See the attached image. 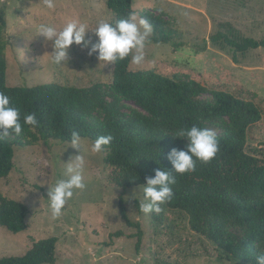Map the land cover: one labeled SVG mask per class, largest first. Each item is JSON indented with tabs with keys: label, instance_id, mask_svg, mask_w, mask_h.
<instances>
[{
	"label": "rangeland",
	"instance_id": "rangeland-1",
	"mask_svg": "<svg viewBox=\"0 0 264 264\" xmlns=\"http://www.w3.org/2000/svg\"><path fill=\"white\" fill-rule=\"evenodd\" d=\"M55 3L56 8L51 10L43 0H0V9L6 11L8 20V85H98L106 92L108 102L117 100L120 110L130 113L136 104L111 87L113 63L105 64L97 54H87L98 42L95 27L112 19L107 0ZM146 11L173 22L182 32L178 39L184 45L175 48L154 43L151 35L145 45V60L141 65L130 63L131 70H149L159 64L192 69L202 75L207 87L197 99L212 102V91L223 89L256 101L264 110V47L238 53L237 60L233 49L224 43L209 41L205 50L197 48L221 22L232 23L241 38H264V0H133L132 12L138 18ZM72 21L88 24L85 43L73 44L68 61L57 65L51 58L52 42L38 35V26L46 23L61 30ZM206 128L220 131L215 122L206 123ZM82 140L80 149L56 140L15 148V167L8 177L0 178V190L28 206V227L13 233L0 225V258L24 255L40 240L56 236L54 264H247L228 258L206 236L191 230L189 218L182 211L161 208L156 215L139 211L144 185L123 193L118 185L120 171L104 163L103 152H91L89 145L94 141ZM247 150L264 157V114L248 132ZM80 153L85 159L86 187L76 190L62 215L53 218L47 201L50 185L66 178L67 163ZM121 197L130 220L139 226L128 225L121 216ZM232 232L239 237L247 234L241 227Z\"/></svg>",
	"mask_w": 264,
	"mask_h": 264
},
{
	"label": "trees",
	"instance_id": "trees-1",
	"mask_svg": "<svg viewBox=\"0 0 264 264\" xmlns=\"http://www.w3.org/2000/svg\"><path fill=\"white\" fill-rule=\"evenodd\" d=\"M132 3L133 0H107L112 13L110 23L127 18ZM141 18L153 26L154 43L175 48L184 45L178 39L182 32L173 22L148 11L142 12ZM7 28L6 11L2 8L0 92L20 109L22 124L24 115L33 112L39 124L35 128L23 125L22 135L12 133L0 140V178L8 177L14 169L16 147L51 140L70 142L74 131L82 139L92 141L111 135L113 140L102 151L103 160L120 171L118 185L123 193L146 184L157 170L173 171V196L160 207L186 213L191 230L206 236L228 258L256 264V256L264 251V157L248 152L247 139L251 127L263 119L264 110L259 103L223 89L212 91V102L197 99L207 91L200 73L167 64L133 71L131 56L113 63L111 83L118 95L136 104L130 113H123L117 100L108 102L106 92L98 85L77 87L48 82L10 86ZM209 41L230 46L235 60L238 53L264 47V38H241L230 22L219 23L218 30L197 45L198 50H205ZM208 122L220 126V131L215 132L220 149L216 157L207 164L197 160L194 171L175 173L169 153L173 148H187V140L176 136L178 131L193 125L206 128ZM28 212L24 202L0 190L1 226L13 233L25 231ZM120 213L128 225L139 226L130 220L123 197ZM236 227L246 229L247 234L235 235L232 229ZM57 242L56 236L42 239L24 255L0 258V264H54Z\"/></svg>",
	"mask_w": 264,
	"mask_h": 264
},
{
	"label": "clouds",
	"instance_id": "clouds-1",
	"mask_svg": "<svg viewBox=\"0 0 264 264\" xmlns=\"http://www.w3.org/2000/svg\"><path fill=\"white\" fill-rule=\"evenodd\" d=\"M47 9L56 8L55 0H43ZM89 30L87 23L72 21L58 30L51 24L41 23L38 26V35L45 41L52 42V61L57 65H63L69 59V49L73 44L85 43L86 34ZM98 42L88 50V55L97 54L100 62L114 63L131 56V63L141 65L145 60V45L153 33V26L144 18H138V14L130 12L125 19L115 23L108 21L99 22L93 30ZM21 112L18 107L11 103L10 97L0 92V140L14 133L17 136L23 134V125L35 128L39 121L35 112L27 113L20 120ZM177 137L187 140L186 150L175 148L169 153V160L177 174H185L195 170L196 161L202 163L211 162L219 152V141L216 133L209 128L193 125L178 131ZM111 135L100 136L89 147L92 153H100L104 146L111 143ZM84 141L78 132L71 134L70 146L80 149ZM85 159L84 156L75 155L67 163L66 178L56 180L50 185L47 201L53 218L62 215L65 205L72 199L76 190L85 189L84 183ZM173 171L157 170L154 177L147 179L142 187L144 201L139 203V211L145 215L153 212L159 214L161 204L170 200L173 196L171 185L176 183ZM256 264H264V251L256 256Z\"/></svg>",
	"mask_w": 264,
	"mask_h": 264
}]
</instances>
